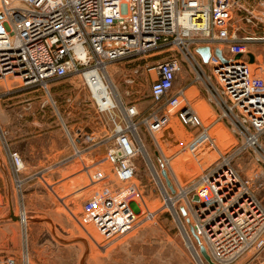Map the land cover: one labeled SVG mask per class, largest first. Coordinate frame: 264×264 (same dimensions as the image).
<instances>
[{"label":"built area","instance_id":"1","mask_svg":"<svg viewBox=\"0 0 264 264\" xmlns=\"http://www.w3.org/2000/svg\"><path fill=\"white\" fill-rule=\"evenodd\" d=\"M1 5L0 81L9 79L17 88L36 90L46 89L55 80L80 76L96 113L105 116V132L98 139L81 146L70 137L73 152L69 157L78 159L92 184L97 179L91 169L97 165H112L118 174L132 173L137 153L146 151L140 126L155 136L176 117L188 129L183 150L196 157L198 149L209 143L218 154L202 173L186 184L177 180L170 190L154 173L168 211L178 219L180 213L188 217L197 257L202 256L201 246L217 264H237L247 253H264V63L257 60L264 58V0H1ZM238 7L243 15L237 17ZM202 48H207L206 55ZM159 49L170 54L151 65L148 58ZM213 57L221 62L212 64ZM135 59H144L145 67L136 68L145 69L152 79L153 106L144 116L136 103L122 98L108 73L109 64ZM134 72L143 75L141 69ZM182 76L190 79L189 85L177 87ZM101 80L104 94L99 95L96 88ZM189 86L204 89L208 102L218 110L214 123L206 124L193 107ZM219 121H226L240 139L232 150L216 145L212 126ZM4 134L0 126L20 202L24 186L54 191L47 170L67 158L28 171ZM100 148H104L102 154L88 164V155ZM239 156L251 159L258 168L244 173L235 164ZM163 163L170 166L171 159L165 156ZM131 176H124L126 184L114 192L85 200L80 216H75L88 234L86 226H95L105 241L103 248L154 221L161 212L136 199L142 193ZM133 201L140 211L134 209ZM22 215H26L23 206L19 218ZM201 262L205 264L203 258ZM0 264H16V259L0 256ZM22 264H29L27 255Z\"/></svg>","mask_w":264,"mask_h":264},{"label":"rangeland","instance_id":"2","mask_svg":"<svg viewBox=\"0 0 264 264\" xmlns=\"http://www.w3.org/2000/svg\"><path fill=\"white\" fill-rule=\"evenodd\" d=\"M236 13L237 17L243 15L240 7L235 9L234 14ZM255 32L258 35L261 34L258 31ZM161 50L156 51L155 56L148 58L151 65L155 64L152 63L153 61L165 59L170 54L167 51L160 52ZM254 50L256 49L252 48V51ZM257 60L264 63V58L258 57ZM219 62L221 61L218 58H212V64ZM144 64V59H135L121 60V62H114L108 66V73L122 98L125 101L136 103L142 116L148 115L153 106L150 93L152 79L150 73L142 69L145 67ZM136 69H141L143 75L134 72ZM116 74L121 77L114 78ZM128 79L134 81L128 82ZM177 82H180V78ZM13 83L9 79L0 81V85L10 86ZM37 94L43 101L35 104L33 109L25 110L20 107L14 112L10 110L0 112V126L5 133V140L10 146L11 139L9 140L8 131H12L14 136L21 133L40 135V139L35 142L36 149L41 152L45 150V154L50 151L54 153L57 149L56 154H50V159L54 158L58 164L62 159H67L57 167L47 170L46 177L54 184V191L43 186H24L22 189L23 202H20L19 193L13 185L8 163L5 166L9 180L7 183L0 173L4 184V192L0 187V194L5 196L3 193H6L8 203L13 206L16 216L15 219L0 220V222H7L9 228L18 232L21 238L19 251L13 253L16 264H22L26 255L29 264L38 257L56 258L60 264H202L193 249L194 243L196 245V238L188 217L180 213L178 219L168 211L161 188L153 178L154 173L157 172L168 190L172 189L170 185L175 184L177 180L186 184L202 173L204 168L216 158L218 154L213 146L206 143L198 149L196 157L190 151L183 150L188 129L176 117L172 118L171 124L165 130L155 134L159 136V139L150 134L144 126H140V137L146 151L137 153L134 159L136 168L133 172L118 174L112 165H97L91 169L92 176L97 179L95 184H92L88 173L80 166L78 159L69 157L73 152L71 136L79 145L84 146L91 142L86 139V135L92 131H100L103 129L102 123L106 122L105 116L96 113L83 79L80 76H73L55 80L49 83L46 89L40 88L35 96ZM187 95L206 124L214 123L218 110L208 102L204 89L201 86L198 89L190 88ZM78 132H81L80 138H76ZM97 134L91 137L96 140L99 137ZM212 134L217 147L223 151L232 150L240 142L226 121L213 124ZM126 139L127 136L122 137L120 141ZM134 143H132L133 148H136L138 144L135 140ZM3 149L0 139L2 153ZM102 151L104 148L90 153L87 157L88 164L93 162L92 157L96 159ZM165 156L171 159L170 166L164 165ZM246 156H239L235 164L240 165L244 173L250 174L258 166ZM37 169H28V171H37ZM163 171L167 172V177L164 176ZM130 174H132L131 179L139 185L142 193V196L136 199L141 200L143 205L151 210L159 209L161 212L154 221L143 224L124 239L103 248L105 241L95 226L93 224L86 226L90 233L88 234L79 225L75 216H80L85 200L96 194L114 192L126 184L123 178ZM58 195L63 199H59ZM6 197L3 200H6ZM132 205L135 210L140 211L136 201H133ZM21 206L24 207L27 216L26 226L22 224V218H19ZM190 241L193 244L192 247L188 244ZM196 249L198 250L197 247ZM204 262L207 264L205 260ZM51 264L55 262L51 261ZM237 264H264V253L261 256H255L252 252L247 253L237 261Z\"/></svg>","mask_w":264,"mask_h":264},{"label":"crops","instance_id":"3","mask_svg":"<svg viewBox=\"0 0 264 264\" xmlns=\"http://www.w3.org/2000/svg\"><path fill=\"white\" fill-rule=\"evenodd\" d=\"M117 76H119V74L118 75L116 74L114 78H116ZM189 82H190V79H186V76H182L180 78V82L176 83V86L177 84L179 85L177 87L186 86V85H189ZM13 84L10 86H8L7 84L0 85V112H4L6 110H10L14 112L16 109L20 107L25 110H28L29 108L33 109V106L35 104L43 101L42 99H40L39 97L40 95L37 94V96H35L36 92H38L39 89H36V90H24L23 89L22 90L20 88H17ZM193 87L194 86H189L188 89L193 88ZM8 132L10 134L9 140L11 139L9 142L11 148L13 150H17L20 153L28 169L43 168L48 165H53V164L55 165L58 163L57 160H55L54 158L53 160L50 159V154L51 155L56 154L58 152L57 149L54 150V153H52L53 151H50L48 154H45L46 153L44 152L45 150L41 152V150L36 149L34 147L35 142H37V140L40 139L39 138L40 135L33 136L30 134L21 133L20 135L14 136L12 134V131H8ZM97 132L92 131L91 133L87 134L86 139L87 140L94 139L91 137L93 134H97L99 136L101 135L102 132H105V131L103 129H100V131H97ZM80 134L81 132L76 133V137L80 138ZM79 143L81 144L82 142H79ZM41 153L43 154L41 155ZM46 157H49V158H46ZM0 161L2 163V166L0 164V173H2V176L7 183L9 180H8V176L6 173L5 166H6V163L8 162H7L4 149H3V153L0 150ZM48 163H51V164H48ZM3 185H4L3 179L0 175V187L2 191L4 192ZM5 188H6V185H5ZM3 194H5V196L3 195L1 196L0 194V196L2 197L0 198V216H2V214L5 212V209H7V207H9L10 205L6 197L7 196L6 193H3ZM5 197H6V200L5 199L3 200V198ZM6 223L7 222H4V221L0 222V256H3V257L10 256V255H13V253L18 252L20 248V239H21L18 232L12 231L11 228H9L8 226L9 224H6ZM51 261H54L55 264L56 262L60 264L56 258L50 259V258H45V257L35 258L33 261H30V264H51Z\"/></svg>","mask_w":264,"mask_h":264},{"label":"water","instance_id":"4","mask_svg":"<svg viewBox=\"0 0 264 264\" xmlns=\"http://www.w3.org/2000/svg\"><path fill=\"white\" fill-rule=\"evenodd\" d=\"M200 51L202 52V54L206 55L207 48H202V49H200ZM217 54L219 56H221L222 55L221 50H217ZM0 164L2 166L1 161H0ZM163 174H164L165 177H167V172L166 171H163ZM168 184L170 185L169 181H168ZM170 187H172V186L170 185ZM196 199H198L197 196H196ZM183 212H184V210H183ZM10 218H12V219L16 218V216L14 214V211H13V208L11 206V203H10L8 209L2 214V216H0V220H6V219H10ZM200 253L203 256V258H204V260L206 261L207 264H217V263H215L212 260L211 256L209 255V253L207 252V250H206V248L204 246H201Z\"/></svg>","mask_w":264,"mask_h":264},{"label":"bare ground","instance_id":"5","mask_svg":"<svg viewBox=\"0 0 264 264\" xmlns=\"http://www.w3.org/2000/svg\"><path fill=\"white\" fill-rule=\"evenodd\" d=\"M98 76V75H97ZM99 79H100V76H99ZM101 88H103V85H102V80L100 81V83H99V87H97L96 89L97 90H100L101 91V93H99V95H101V94H104V91H103V89H101ZM156 137H157V139H159V136L158 135H155ZM21 218H22V222H26L27 223V216L26 215H22L21 216ZM189 245L191 244V247L193 246V244L191 243V241L188 243ZM195 250V249H194ZM194 252H196V255L198 256L199 255V253H198V251H194ZM202 260V258L200 257V261ZM202 263V262H201ZM203 264V263H202Z\"/></svg>","mask_w":264,"mask_h":264}]
</instances>
